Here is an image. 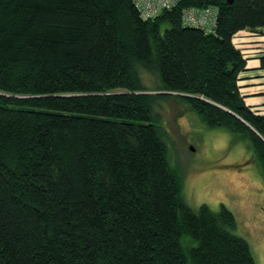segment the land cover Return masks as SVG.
<instances>
[{
	"label": "trees",
	"instance_id": "1",
	"mask_svg": "<svg viewBox=\"0 0 264 264\" xmlns=\"http://www.w3.org/2000/svg\"><path fill=\"white\" fill-rule=\"evenodd\" d=\"M190 6L218 8L214 32L183 25ZM261 26L264 0L147 20L132 0H0V264H254L227 207L183 203L153 105L175 96L246 141L264 179V114L231 42Z\"/></svg>",
	"mask_w": 264,
	"mask_h": 264
},
{
	"label": "rangeland",
	"instance_id": "2",
	"mask_svg": "<svg viewBox=\"0 0 264 264\" xmlns=\"http://www.w3.org/2000/svg\"><path fill=\"white\" fill-rule=\"evenodd\" d=\"M251 70L257 69L244 67L237 85L246 105L264 114V101L258 98L263 95L264 100L259 87L264 83L260 72ZM140 73L146 87L152 91L159 87L155 70ZM255 90L258 94H251ZM252 103L259 109H252ZM153 115L166 133L169 163L181 173L183 203L194 210L202 204L213 211L227 207L236 220L233 233L248 242L254 264H264V179L247 142L226 129L207 127L175 96L158 98Z\"/></svg>",
	"mask_w": 264,
	"mask_h": 264
},
{
	"label": "built area",
	"instance_id": "3",
	"mask_svg": "<svg viewBox=\"0 0 264 264\" xmlns=\"http://www.w3.org/2000/svg\"><path fill=\"white\" fill-rule=\"evenodd\" d=\"M135 8L142 19L147 20L156 17L163 9H170L175 6L178 0H132ZM218 8L215 6L184 8L181 12L183 25L194 26L203 29L207 33L215 30L217 23ZM232 44L238 49L247 60L249 69H257L258 75L264 83V26L257 27L254 30L242 29L236 31L232 38ZM255 58V60H250ZM249 61L254 64L249 66ZM253 72V70H251ZM263 88L264 85L262 84ZM261 89L264 91V89ZM251 92V94H258ZM252 109H259L257 104H251Z\"/></svg>",
	"mask_w": 264,
	"mask_h": 264
},
{
	"label": "crops",
	"instance_id": "4",
	"mask_svg": "<svg viewBox=\"0 0 264 264\" xmlns=\"http://www.w3.org/2000/svg\"><path fill=\"white\" fill-rule=\"evenodd\" d=\"M253 72H255V73H258V71H253ZM261 79V78H260ZM259 87H263L262 85H260ZM252 88H255V86H253ZM260 93H264V91L263 90H261V92ZM259 93V94H260ZM261 96H263V95H261ZM261 96L260 97H258L259 98V100L261 101V102H263L264 100H261ZM263 98V97H262Z\"/></svg>",
	"mask_w": 264,
	"mask_h": 264
},
{
	"label": "water",
	"instance_id": "5",
	"mask_svg": "<svg viewBox=\"0 0 264 264\" xmlns=\"http://www.w3.org/2000/svg\"><path fill=\"white\" fill-rule=\"evenodd\" d=\"M232 1L233 0H226V2L228 3V4H231L232 3ZM179 94H181L182 95V93H179ZM185 95H187V94H185ZM250 127V126H249ZM252 130H253V128L252 127H250Z\"/></svg>",
	"mask_w": 264,
	"mask_h": 264
},
{
	"label": "bare ground",
	"instance_id": "6",
	"mask_svg": "<svg viewBox=\"0 0 264 264\" xmlns=\"http://www.w3.org/2000/svg\"><path fill=\"white\" fill-rule=\"evenodd\" d=\"M250 62L253 64V62H252V61H249V63H250ZM249 63H248V64H249ZM249 66H251V65H249Z\"/></svg>",
	"mask_w": 264,
	"mask_h": 264
}]
</instances>
